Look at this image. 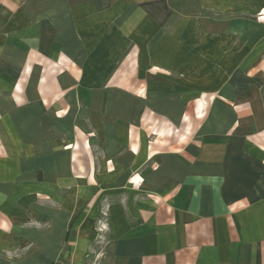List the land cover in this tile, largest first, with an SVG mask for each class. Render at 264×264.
I'll list each match as a JSON object with an SVG mask.
<instances>
[{
  "label": "crops",
  "instance_id": "crops-1",
  "mask_svg": "<svg viewBox=\"0 0 264 264\" xmlns=\"http://www.w3.org/2000/svg\"><path fill=\"white\" fill-rule=\"evenodd\" d=\"M229 1L17 0L0 264H264V80L208 69L260 38Z\"/></svg>",
  "mask_w": 264,
  "mask_h": 264
},
{
  "label": "rangeland",
  "instance_id": "rangeland-1",
  "mask_svg": "<svg viewBox=\"0 0 264 264\" xmlns=\"http://www.w3.org/2000/svg\"><path fill=\"white\" fill-rule=\"evenodd\" d=\"M254 0H230L227 8V12H258L254 18H248L247 23H252V19H255L256 22L261 23V32L259 41L257 40V34L255 35V39L253 35L247 33L245 35V45H246V60L241 62L242 59H230L229 66H208V69H213L214 72H217L219 76L223 73L224 75L228 76L231 80H237V78H241V74H261L262 79L264 80V0H261L262 6L261 9L255 8ZM257 9V10H256ZM13 12H17V0H0V14H5V23L2 28H0V72H4L5 66L7 67L8 64L14 59L15 56H19L20 53L25 51H20L22 42H18L19 47H17V30L13 28ZM237 19V18H236ZM199 24L207 25L209 24V15L206 12H202L199 15ZM42 38L46 40V32L42 31ZM28 36V35H27ZM255 40V41H254ZM254 42L256 44L254 45ZM24 50V49H23ZM234 49H230L232 54ZM238 61V63H237ZM243 63V64H242ZM29 66L25 71H28ZM21 72H24L21 70ZM1 73V74H2ZM1 78V77H0ZM18 84L23 83L22 81L18 80ZM4 82L0 79V86H3ZM14 89V85L12 86ZM3 98L0 97V103L2 102ZM136 176H133L129 179V181L133 183ZM105 239H101L99 245L105 244Z\"/></svg>",
  "mask_w": 264,
  "mask_h": 264
},
{
  "label": "built area",
  "instance_id": "built-area-1",
  "mask_svg": "<svg viewBox=\"0 0 264 264\" xmlns=\"http://www.w3.org/2000/svg\"><path fill=\"white\" fill-rule=\"evenodd\" d=\"M106 218H107V215H106V213H104L102 216H100V219L101 220H99L98 221V225H99V228H98V232H100V233H103V230H105V228H106ZM101 239H103V237L102 236H99V243H100V241H101ZM105 239V238H104Z\"/></svg>",
  "mask_w": 264,
  "mask_h": 264
}]
</instances>
